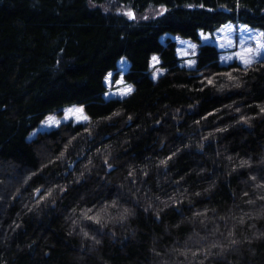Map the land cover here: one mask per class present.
I'll return each mask as SVG.
<instances>
[{
	"label": "trees",
	"instance_id": "trees-1",
	"mask_svg": "<svg viewBox=\"0 0 264 264\" xmlns=\"http://www.w3.org/2000/svg\"><path fill=\"white\" fill-rule=\"evenodd\" d=\"M234 3L0 0V264H264V60L222 64L198 35L264 31V0ZM121 58L133 91L104 99ZM70 105L90 119L28 138Z\"/></svg>",
	"mask_w": 264,
	"mask_h": 264
},
{
	"label": "rangeland",
	"instance_id": "rangeland-1",
	"mask_svg": "<svg viewBox=\"0 0 264 264\" xmlns=\"http://www.w3.org/2000/svg\"><path fill=\"white\" fill-rule=\"evenodd\" d=\"M102 8V10L104 11H107V12H112V13H117V14H120L122 15V13L126 10H128L129 8H124L122 6H120L119 4H115L113 1H106L104 2L103 5L100 6ZM159 10V8H156V9H151L149 8L144 14L142 15H137V19L135 20V22L139 21V20H142L141 17L143 16H147L148 19L150 18H153L154 16H156V12ZM124 16V15H123ZM125 18H127L126 16H124ZM128 19V18H127ZM224 25H229V27H224ZM222 25L221 27H219L218 31H214L212 33H205V34H210L211 36V39L208 40V41H203L200 39V42L202 44H212L214 45L220 52V62L222 64H228L230 62H233V61H236L237 63H239L241 66H244L243 64L240 63V61L238 59H236V53L238 52H241L245 47H254L255 46V41L254 40H249L248 39V36L249 35H253L255 36L256 39H261V37H259L256 32H252V33H243V40L244 42L241 43L240 42V37H241V34H242V24H235V23H226ZM252 29V28H251ZM255 30V29H254ZM259 31V30H258ZM169 37L170 39L174 40L175 43H176V49H177V56L180 60V65L182 67H185V68H189L187 67V64H186V60L188 59H193L195 58V55H191V50L189 49V45L190 44H195L193 43L192 41L190 40H187V39H184V38H181L180 36H173V35H164L161 40H164L165 38ZM229 40H232L233 43L229 44L228 41ZM181 41H184L183 44H181ZM223 44L224 47H221L220 45ZM183 50L185 52H189V55L187 56H181L180 55V51ZM195 53H197V48L195 49ZM157 57V56H156ZM158 58V57H157ZM124 60L125 61V66L123 69H121L120 67V61L121 60ZM159 61V60H158ZM263 61V60H262ZM159 63V62H158ZM158 63L154 62L151 58V61H150V66H151V77L153 78V74L154 73H158V75L156 76V78L163 73V70L159 69L158 68ZM116 68H117V72L114 73V72H109V73H112V83L111 84H108L105 82L104 80V83H105V86H106V89H107V93L108 95L105 96V93L103 95L104 99H111V98H124V97H120L118 94H117V90H118V87L119 88H123V87H127L129 86V84H127L125 81H124V74L127 72V69H128V61L124 58H121L117 64H116ZM114 74H115V77H114ZM108 75V74H107ZM155 78V79H156ZM123 80V84L121 85H117L115 83V81L117 80ZM154 79V78H153ZM132 87V86H131ZM126 97V96H125ZM81 107V106H78V105H70V106H67L65 108H63V110L61 111V114L60 115H56V114H49L51 116H54L57 120H60L61 123H67L68 121H64V109L66 108H69V107ZM47 115V116H49ZM46 116V117H47ZM45 117V118H46ZM44 118V119H45ZM43 119V120H44ZM42 120V121H43ZM71 123H77L75 121V119H73L71 121ZM83 123V122H81ZM53 128L55 127H46L44 125L41 124V122L39 123V125L33 130L31 131L30 135H29V139L30 138H33L37 133L39 132H45V131H50L52 130Z\"/></svg>",
	"mask_w": 264,
	"mask_h": 264
},
{
	"label": "snow or ice",
	"instance_id": "snow-or-ice-1",
	"mask_svg": "<svg viewBox=\"0 0 264 264\" xmlns=\"http://www.w3.org/2000/svg\"><path fill=\"white\" fill-rule=\"evenodd\" d=\"M90 3H91V0H90ZM196 6L200 7L201 9L205 8V4H203V3H200V4L196 5ZM187 7L192 8V7H194V5L188 4ZM220 7L224 8L226 11H233V8H228L227 5H220ZM240 7H241L240 0H235L234 8L235 9H239ZM168 11H169V9L164 4H160L159 5V10L156 12V15L157 16H163ZM208 11H214V9H208ZM122 15L126 16L129 20L135 21L137 19L136 13L131 8H129L128 10L124 11L122 13ZM141 18L142 19H148L147 16H143ZM224 27L227 28V27H229V25H224ZM218 30L219 29H217V31ZM252 32H256V34L259 37H261V39H256L255 36L249 35L248 39L249 40H254L255 41V46L254 47H245L241 52L236 53V59H238L240 61V63L244 65V67L246 69L250 68L253 63H256L258 61L264 60V31H258V30L251 29L249 25L245 24V25L242 26V34H241V37H240V42L241 43L244 42L243 33H252ZM198 35H199L200 39L203 40V41H208V40L211 39L210 34H205L203 29H201L198 32ZM183 43H184V41H181V44H183ZM228 43L231 44V43H233V41L229 40ZM220 46L224 47L223 44H221ZM188 47L191 50V55H195L196 54L195 53V49L197 48V45L196 44H190ZM180 55L181 56H187V55H189V52H185V51L181 50L180 51ZM152 60L154 62H156V63L159 62L158 58L156 56H153ZM196 63L197 62L195 60H193V59L186 60L187 67H189V68H193L196 65ZM124 66H125V61L122 59L120 61L121 69H123ZM157 75H158V73H154L153 74V78L155 79ZM223 75H226L229 80H234L235 79V77L232 75L231 72L224 73ZM111 77H112V73H108V75L105 77V82L108 83V84H111L113 82ZM115 83L117 85H121V84H123V80L122 79L121 80H117V81H115ZM207 83L209 85H213V80L212 79H207ZM235 86L239 87L240 85L237 84ZM132 91H133V89H132V87L130 85L127 86V87H123V88H119L118 87L117 94L120 97H125V96L130 95L132 93ZM107 95H108V93L106 92L105 96H107ZM237 111H239V109H237ZM260 113L264 114V107L260 108ZM208 115H213V113H209ZM204 118L207 119V117H204ZM73 119H75V121L77 123H81V122H87L90 118H89L88 115H86L84 113L83 106H81V107L73 106V107H69V108L64 109V121L71 122ZM242 119H244V118H242ZM129 120H131V117H129ZM244 122L247 123V120L245 119ZM41 124L46 126V127H49V128H51V127H59L60 124H61V121L57 120L54 116L49 115L43 121H41ZM218 131H224V129H218ZM168 159L170 160L171 157H168ZM105 163H107V162H105ZM166 163H167L166 161H161V164H165L166 165ZM108 167L112 168V165L108 164ZM129 175H131V173H129ZM255 178L256 177H252L253 180ZM37 192H39V189H37ZM197 195H199V194H197ZM145 210L147 211V209H145ZM87 219L93 220V217L88 216ZM94 223L99 224L100 221L97 219V220L94 221Z\"/></svg>",
	"mask_w": 264,
	"mask_h": 264
}]
</instances>
